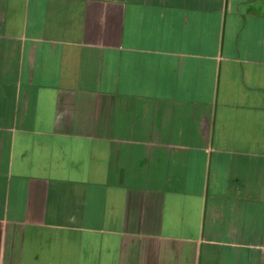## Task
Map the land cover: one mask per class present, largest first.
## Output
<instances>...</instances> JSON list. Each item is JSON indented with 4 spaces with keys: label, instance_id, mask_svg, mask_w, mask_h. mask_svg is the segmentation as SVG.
<instances>
[{
    "label": "crops",
    "instance_id": "1",
    "mask_svg": "<svg viewBox=\"0 0 264 264\" xmlns=\"http://www.w3.org/2000/svg\"><path fill=\"white\" fill-rule=\"evenodd\" d=\"M0 264H264V0H0Z\"/></svg>",
    "mask_w": 264,
    "mask_h": 264
}]
</instances>
